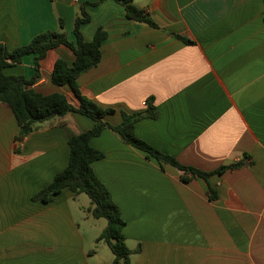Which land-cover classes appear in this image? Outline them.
Returning <instances> with one entry per match:
<instances>
[{
    "label": "crops",
    "instance_id": "0c3cea01",
    "mask_svg": "<svg viewBox=\"0 0 264 264\" xmlns=\"http://www.w3.org/2000/svg\"><path fill=\"white\" fill-rule=\"evenodd\" d=\"M133 3L156 26L129 19L115 0H0V43L10 50L26 45L60 30L61 21L76 41L74 22L85 7L84 38L92 40L98 27L108 36L100 62L78 84L114 110L106 121L119 124L123 113L145 111L153 98L158 115L136 123L141 139L204 171L245 159L205 180L148 156L109 127L93 137L91 145L105 154L93 169L121 209L127 244L141 245L130 264H264V0ZM59 58L75 59L65 45L50 49L33 87L79 105L69 85L52 81ZM34 62L27 54L5 72L30 78ZM93 125L91 117L70 112L20 138L12 108L0 101V264L115 259L82 227L92 215L83 193L64 188L51 201L36 199L67 167L69 139Z\"/></svg>",
    "mask_w": 264,
    "mask_h": 264
},
{
    "label": "trees",
    "instance_id": "16d2710c",
    "mask_svg": "<svg viewBox=\"0 0 264 264\" xmlns=\"http://www.w3.org/2000/svg\"><path fill=\"white\" fill-rule=\"evenodd\" d=\"M103 1L105 0H99V2ZM115 1L124 5L126 16L129 19L156 26V23L133 3L134 0ZM89 21L90 14L83 7L74 22L76 41L68 38L67 33L62 30L63 22L61 21L60 30H47L40 33L26 45L10 50L0 43V101L12 108L20 127V138L33 132L39 123L62 117L70 112H80L94 120L91 129L73 135L69 139L70 152L67 167L55 175L52 182L36 195V199L44 202L51 201L64 188H69L75 194H87L92 203L90 207L92 215L95 218L107 220V224L97 240L105 241L115 255L112 262L102 264H130L132 254L140 252L141 245L132 249L127 244L123 232L126 222L121 209L114 201L109 188L93 169V163L105 156L103 151L91 145L93 137L100 135L105 128L109 127L126 143L145 151L148 156L154 157L161 163H169L184 173L200 176L205 180H208L212 174H222L227 170L242 167L245 164V159L222 164L211 171H204L181 164L173 155L164 153L141 139L135 132L136 123L143 117L155 118L158 115L153 98L147 100L145 111L123 113L122 121L119 124L114 125L106 121L105 116L112 114L114 110L103 108L86 97L78 84L80 75L100 62L101 48L108 36V32L103 27H98L93 39L86 40L82 33V26ZM179 37L188 43L193 42L186 37ZM60 45L69 47L74 53L75 59L72 64H69L64 58L57 59L52 73V81L57 85H69L75 98L79 101V105H75L64 93L54 92L45 95L33 87V84L41 77V60L50 49ZM27 54L35 55V73L32 77L27 78L25 75L5 72L6 67L21 63ZM182 179L188 181L189 177L187 174H183ZM213 192L215 191L212 190ZM215 195L216 193L212 194V197Z\"/></svg>",
    "mask_w": 264,
    "mask_h": 264
},
{
    "label": "rangeland",
    "instance_id": "374dc122",
    "mask_svg": "<svg viewBox=\"0 0 264 264\" xmlns=\"http://www.w3.org/2000/svg\"><path fill=\"white\" fill-rule=\"evenodd\" d=\"M81 196H82L81 198H83L81 200L82 203L88 205L91 204L90 197L87 194L83 193ZM84 220H88V221L84 222ZM84 220L82 221L84 222L82 224V227L84 231L88 234L90 240L99 237V235L101 234V229H102L101 227L107 222L105 218H95L93 215H91L89 219H84ZM96 241L98 242V247L101 252H107L109 254H113L112 250L105 241L103 240L101 241L96 240Z\"/></svg>",
    "mask_w": 264,
    "mask_h": 264
}]
</instances>
